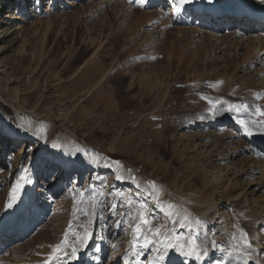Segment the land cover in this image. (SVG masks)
Returning a JSON list of instances; mask_svg holds the SVG:
<instances>
[{
    "label": "rangeland",
    "instance_id": "rangeland-1",
    "mask_svg": "<svg viewBox=\"0 0 264 264\" xmlns=\"http://www.w3.org/2000/svg\"><path fill=\"white\" fill-rule=\"evenodd\" d=\"M78 1L34 0L33 8L40 2L39 8L10 32L11 49H6L0 34V105L6 117L5 123L0 117V213L5 209L4 198L26 181V175L35 173L38 160L45 164L56 157L50 169L37 177L44 185L61 170L62 159L49 141L36 148L27 112L46 117L51 137L73 134L80 144L90 146L96 171L84 172L77 183L66 181L75 193L53 195L48 220L26 238L19 239L18 234L0 246V264H22L47 255L42 253L46 243L61 241L57 229L65 232L60 221L73 214L75 219L84 218L86 210L94 220V225L85 224L92 232L86 250L95 245L100 216L107 226L108 254L102 257L103 264H110L114 253L122 256L117 264H222L232 235H239L238 228L248 233L252 244L264 245L262 237L255 239L259 230L264 232V186H258L264 184L263 169L251 177H242L240 171L253 161L264 166V122L254 123L264 121L255 114L256 107L264 109V58L263 51L251 55L249 43H239V34L233 30L242 29L238 22L231 28L226 25L225 21L240 15L220 17L215 26L205 20L201 24L170 20L165 16L169 1L164 0L163 5L159 0L144 10L141 0ZM255 1L256 7L264 8L261 0ZM200 2L222 10L236 2L248 9L253 6L247 0H195L192 4ZM158 10L164 19L150 21ZM5 19L9 20L8 15L2 12L0 32L4 33L8 27L1 22ZM243 22L246 26L247 21ZM244 36L241 39L253 37ZM93 39L99 41L88 43ZM251 61L255 63L248 66ZM96 66L101 84L91 87ZM225 80L230 85H222ZM253 83L258 90H249ZM217 90L223 93L219 96ZM209 100L218 102L215 109ZM245 104L249 107H236L241 118L229 110ZM17 108H25L20 117ZM237 119L249 124L253 137L245 134ZM223 120L232 121L234 128ZM225 133L231 135L230 141L224 139ZM230 143L242 149L234 158ZM63 144L71 148L75 140L69 138ZM78 162L82 167L89 165L84 152ZM78 167L74 172L80 171ZM118 175L123 179H117ZM149 182L162 190L159 202ZM229 184L232 190L227 192ZM84 189L97 192L93 197L99 206L94 214L93 197L85 195ZM211 195L215 207L205 212L199 202ZM168 204L174 205L171 219L166 215ZM13 208L5 209L0 223ZM186 214L188 220L181 227L179 221ZM139 215L147 217L153 229L161 227L158 237L145 231L153 240L146 248L143 240L132 247ZM197 220L202 223L197 225ZM112 239L116 245L109 254ZM7 246L10 252L5 251ZM250 256L256 264L263 257L253 248Z\"/></svg>",
    "mask_w": 264,
    "mask_h": 264
},
{
    "label": "bare ground",
    "instance_id": "bare-ground-1",
    "mask_svg": "<svg viewBox=\"0 0 264 264\" xmlns=\"http://www.w3.org/2000/svg\"><path fill=\"white\" fill-rule=\"evenodd\" d=\"M83 1L86 2V0H79L78 2L82 3ZM131 1L132 0H130V2ZM158 1L159 0H144L143 5L141 4L142 5L141 9L143 8L142 10H144V9H149V7H151V6L154 7L155 4H158ZM164 1H169V4L167 5V8H168L169 12L165 13V16L167 18L169 17V19L172 20V21H179V20H182V21L183 20H185V21H195L196 20L198 23L201 24V22L205 20V21H207L209 23L214 21L213 24H215L216 22L217 23L219 22L218 19H220V17L224 18V17L232 16L233 14L234 15L235 14L240 15V16H233L228 21H225L226 25L230 26V24L232 22L233 23L238 22V25H240L239 27H241L242 29L234 28L233 30H235L239 34V37H240L239 43L248 42L249 43V47H248L249 54L252 55L254 52H257V50H258L259 53L263 51V58H264V45H263V47H261L262 43L264 42V25L261 24V20L264 19V8L256 7L257 4H256L255 0H247V2H250V4L253 5V6L251 5L252 7L249 6L250 7L249 9L247 8L248 7L247 5H244L242 3L238 4V2H236L230 8L225 9V10H222L221 8L210 7V6L205 5L203 2H200V3H195V4H190V5L185 6V8L179 14H177L174 11L173 0H164ZM13 2L14 1H12V0H0V4H2L0 6V15L3 12L4 14L8 15V18H9V20L5 19V20H3L1 22V25L3 27L4 26L8 27V29L5 30V33L4 32H0V34H4V36L2 38V40H3L2 43L6 44L8 46L6 49H11V44H12V37L11 36L13 34V33L10 34L11 30L14 27H18L19 23H22L25 20H28V17H29V14L31 13V11L34 12L35 9H38L39 5H40L39 4L40 2L36 3L37 7L33 8L34 0H19L20 4L17 3L16 5ZM15 2H16V0H15ZM162 2H163V0L161 1V5H163ZM120 4L121 3L119 2L118 5H120ZM4 6H5V8L6 7L7 8L5 9ZM61 9H64V7L61 8ZM161 12H163V11L161 10ZM218 15H220V16L218 17ZM242 15H252L253 17L256 18L257 21L249 20L248 18L243 17ZM117 16H119V15H117ZM163 16H164V14L160 13V11L158 10V12H153V14L151 15L150 21L152 20L153 22H155V21L159 22L162 19H164ZM242 20L243 21H245V20L247 21V23H246L247 25L246 26H245L244 22L242 23ZM242 26H245V27H242ZM248 26H250V27H248ZM245 33L246 34L249 33V35L251 34V36H253V37H249V39L244 40L245 39L244 38L245 37L244 36ZM253 34L254 35H258V36H254ZM241 38H244V39H241ZM97 41H99V40L93 39V40L88 41V43H91L92 45H95ZM258 43L261 44L259 49H258ZM258 60H260V59H258ZM255 61L249 62L248 66H252V63L253 62L255 63ZM228 65H229V63H228ZM81 68H82V66H81ZM262 72H264V70ZM92 73L93 74H92L91 77H93L92 80H95V83H93V85L91 87H96L99 84H101L98 81L99 74H98L97 66H96V69ZM257 76H259V74ZM148 77H151V76H148ZM103 80H104V78H103ZM101 81H102V79H101ZM229 81L228 80H225L224 82L222 81L221 84L222 85L224 84L226 86V85L229 84ZM105 82H107V81H105ZM140 83H141V81H140ZM221 84H219L218 86H220ZM254 84L255 83H253V84H251L249 86V90L251 88H255L256 90H258L259 87L257 86V84L256 85H254ZM218 90H217L216 94L218 95V93H219V96H220V94L223 93V92L220 93V92H218ZM232 90H234V89H232ZM226 93H227V91H226ZM234 93H238V92H234ZM239 93H241V92H239ZM238 96L244 97L243 94H238ZM213 97H214V95H213ZM230 97L232 98V96H230ZM245 99H246L245 97L242 98L243 101H245ZM227 107H229V106H227ZM3 110H4V108L0 105V117H1L2 121L5 123L6 117L3 114ZM24 110H25V108L24 109L23 108H17V110H15V111L18 112L19 117H20V114L24 113V112H22ZM229 110H231V112L234 115V117H238V118L243 117L242 112L240 110H238L236 107H232ZM27 113L29 114L28 116L30 117V119L33 122V127L31 128V130H32V132H33V134H34V136L36 138V141L38 142V144H36L37 145L36 148H40L41 147L40 144H42L43 142L49 141L50 142V147L55 149V151L57 152V155L59 156V158L62 159L61 170H60V172H57L58 174H56L55 178L52 179V181L50 183H48L47 185H44L40 180H37V177L39 175H42V171L49 170L50 169L49 165L52 166L54 164L51 161L56 160V157H53L51 160H48L45 164H43V162L40 163V161L38 160L36 162L37 166H36V168L34 170L35 173L33 175H31V176L30 175H26L27 176V178L25 179L26 181L25 182L22 181V183H21L22 188H21L20 192L17 193V195L19 196V201L17 202L16 206L13 208L12 212H9L6 215V217L4 218V220L0 223V246H3V247L6 246V244H7L6 242H9L11 239L14 238V236H16L18 234H19V239L26 238L30 233H32L31 231L37 230V228L40 226L39 225L40 222L43 223V221H45V220L47 221L48 217H49V213L52 211V205L55 202V198H53L54 196L64 194L63 196L65 197L66 195H70L71 193H75V191H73L74 188L70 189L69 186L67 185L66 181H69V180L73 179V181L75 183H77L78 181L82 180L85 177V175H83L84 172L96 171L95 166L93 164V158H94L93 157V151H92V148L90 146H88L86 144L84 145V143L80 144V141H78V139L73 134L69 135V134L62 133L59 137H56V138L51 137L52 129H51L50 124L47 123L46 117L45 116L41 117V116H39V114H36V113H33V112H31V113L27 112ZM221 122L222 123H228V127L234 128V123L232 121H231V123L230 122H226L225 120H223ZM230 134H231V132H230ZM225 135L226 136H224V139H226L227 141L228 140L230 141L229 136H231V135H229V133H225ZM69 138L75 140V144H72L71 148H67L66 145L63 144V140H66V139H69ZM261 148H263V151H264V146H261ZM229 149H230L229 152L234 151V153L231 156V158H234L237 155H239V153L242 150V149H238V147L233 145V143L229 144ZM82 152H84L85 156L89 159V165L87 167L80 166V164L78 162V158L80 159V156L82 155ZM1 161L2 160L0 158V163H1ZM50 162H51V164H49ZM250 164H251V166H248V169H245V167H243L240 170L241 174H242V177L254 176L256 174H259L262 169H263V174H264V166L263 167H259V165H260L259 162L253 161ZM76 165L79 166L78 169H80V171L78 170L77 172H74L73 169H74V167ZM35 183H36V186H35ZM231 186H232L231 184L227 185L225 187V191L226 190H227V192L231 191L232 190ZM258 186H264V184L261 183ZM35 187L37 188L36 190H35ZM62 187H65L66 190L62 191ZM60 191H61V193H60ZM77 192H78V189H77ZM34 193H36V195H37L35 200H34ZM83 193L85 195H87V196H92L93 197V195L96 194L97 192L94 189H87V190L84 189ZM11 194H12V192H11ZM11 194L9 192V195H7L6 198H4L5 201L1 205L5 209L7 208L6 204L8 202L9 196ZM214 202H215V200L213 199V195H211V196L204 197L199 202V204L205 209L204 210L205 212H209V211H212L213 208L215 207ZM85 208L87 209L88 207L85 206ZM5 209H4V211H5ZM4 211L2 213H0V215H2L4 213ZM231 212L233 213V210H231ZM73 215H69V216L65 217V219L63 221H60L61 227H62V225H63V227H62L63 229H64V227H66L65 231L68 229L69 222H72L73 225H74V228H76L77 230L81 231L80 230L81 228L79 227V225L81 223H83L85 225L86 222H88V220H89V216H85L84 218L75 219ZM186 216H187V214H186ZM17 217H19V218L16 221ZM20 219H21V221H19ZM99 219L101 220V216H100ZM100 220L98 221L99 222L98 235L95 238L96 240L93 241V243L95 242V245H94L93 249L91 251H89L88 249L87 250L82 249L79 252L78 259L69 260L68 264H82V262L84 260L86 261V264H103L104 263L102 261V257L104 259V257H106L107 254H108L106 252L107 249L105 248L106 244L104 243V241H105L106 238L109 239V237L107 235L108 233H107V230H106L107 226H105L103 224V222H101ZM102 220H103V218H102ZM221 221L222 220L219 221V225L222 224ZM66 222L68 224H66ZM35 224H38V225L35 226ZM61 227H59V228H61ZM222 228L223 227L219 226L217 229H221L222 230ZM103 229H105V231H103ZM19 231H20V233H17ZM56 232L63 239L65 232H63L61 229H57ZM260 233H261V235H260ZM104 234H105V238H104ZM260 237H262V241L264 242V232L262 230H259L257 232V236H256L255 239H259ZM113 238H114V236H113ZM115 241H114V239H112V241L110 242L112 244V246H111V251H109V254H110V252L113 251L114 246L116 245ZM46 245L43 248V250H42L43 252L42 253H45L44 251H46L47 255L41 256L38 260L36 259L37 261L34 260L33 258H29V260L27 259L22 264H43V261L46 260L47 256L50 254V252H47V250L50 248L49 247L50 244L46 243ZM97 247H99L101 249L100 252H95V248H97ZM252 248H253V251L255 252L256 255H258L259 257L263 256L262 257V261L260 262V264H263V262H264V260H263L264 259V245L258 244V242H257L256 245L252 244ZM5 251L6 252H10L11 251V246H7ZM69 252H70V249H69ZM31 254L32 253H30L28 255H31ZM212 255H213V253H211V256ZM111 256H112V259H110L111 260L110 264H117V262L119 260H121V257H122V256H119V255L115 256V253L111 254ZM223 257H224V260H223L222 264H237V261L239 259L238 257H235V256H231L230 257L228 254H226ZM249 260L251 261V264H256V263H253V260H252L251 256L249 257Z\"/></svg>",
    "mask_w": 264,
    "mask_h": 264
},
{
    "label": "snow or ice",
    "instance_id": "snow-or-ice-1",
    "mask_svg": "<svg viewBox=\"0 0 264 264\" xmlns=\"http://www.w3.org/2000/svg\"><path fill=\"white\" fill-rule=\"evenodd\" d=\"M195 0H173L174 5V11L179 14L181 11L185 8V6L190 5L194 3ZM144 0H141V4L143 5ZM261 3H264V0H261ZM259 98V97H257ZM202 99H206L202 97ZM208 103L211 105L213 109L216 108V104L218 102H213L211 100L208 101ZM233 107H243L248 108L249 105H234ZM255 114L258 117H264V109H261L259 107L255 108ZM244 130L245 134L248 136H252L255 133L253 132L252 128L249 126V124L244 119H237L236 121ZM264 121L255 120L254 123H262ZM117 164L119 162H116ZM131 172V170H129ZM117 179H123L121 176H117ZM135 179V177H132ZM30 182V181H29ZM22 188V185L19 183L12 189V194L9 196L8 202L6 204V207L11 209L15 206V204L19 201V196L17 195L18 192H20ZM149 189L151 191V194L156 198L157 202H159L160 196L162 194V190L157 187L155 182H149ZM93 203L91 204V209L94 210L99 206V202L95 200V197L92 198ZM168 212L166 215L171 217L174 215V212L172 209L174 208V205L168 204L167 205ZM84 216H89V212L86 210L82 213ZM188 220V217L185 216L183 220L179 221L181 227H185L184 221ZM137 223L134 225V232H133V240H132V247L136 248L137 245L141 240H143V247H148L153 243V240L148 236L145 235V231L151 233L153 237H158L161 235V227H156L153 229L149 219L145 217L144 215H139L137 217ZM177 221H173V223H176ZM197 225H200L202 222L197 220L195 222ZM88 225H94V220L90 217L88 220ZM80 228L83 229V231H79L76 228H74V225L72 222H69L68 229L64 233L63 239L55 244L50 245L51 253L47 256V259L43 261V264H68L69 260H76L78 259L79 252L82 249L87 248V245L89 241L92 238V232L89 231V228L85 226L83 223L79 225ZM239 235L233 234L231 237V243L227 249V254L231 256L238 257L237 264H251V261L249 260V257L251 255L252 251V241L248 237V233L245 232L242 228L237 229ZM71 239V242H69ZM213 246L215 247V242H213ZM70 249V252H69ZM101 249L99 247L95 248V252H100ZM207 249H203V252L206 253ZM163 255L159 257V259H163ZM198 258V257H197Z\"/></svg>",
    "mask_w": 264,
    "mask_h": 264
}]
</instances>
